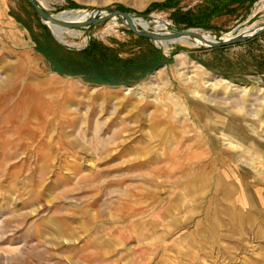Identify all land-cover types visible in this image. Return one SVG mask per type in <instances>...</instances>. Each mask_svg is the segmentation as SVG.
I'll return each instance as SVG.
<instances>
[{
    "label": "rangeland",
    "instance_id": "obj_1",
    "mask_svg": "<svg viewBox=\"0 0 264 264\" xmlns=\"http://www.w3.org/2000/svg\"><path fill=\"white\" fill-rule=\"evenodd\" d=\"M41 1L54 15L114 7L168 32L188 29L176 7L204 2ZM0 19V264H264V36L168 43L138 80L98 83L60 73L54 53L119 48V18L62 39L26 0H0ZM210 23L190 28L220 39L257 27L264 0Z\"/></svg>",
    "mask_w": 264,
    "mask_h": 264
},
{
    "label": "trees",
    "instance_id": "obj_2",
    "mask_svg": "<svg viewBox=\"0 0 264 264\" xmlns=\"http://www.w3.org/2000/svg\"><path fill=\"white\" fill-rule=\"evenodd\" d=\"M254 0H204L194 8L182 10L176 7L171 15L174 21L185 28L200 27L210 28L211 20L224 14H232L237 8L247 10ZM26 2L33 9L31 4ZM69 4L73 2L68 1ZM179 0H168L161 4H154L156 8H174ZM36 14L35 10L33 9ZM37 15V14H36ZM130 41L128 43H119V48L109 47L96 40H91L89 44L80 51H68L64 47L57 46L54 58L60 67H57L60 73H69L81 75L84 79L91 82H118L119 80H138L143 74L151 68L161 63L167 57L161 48L154 46L153 41L148 38L135 36L131 31ZM264 33L255 36L246 41L250 43L263 37ZM138 47L137 51L133 48ZM226 47L214 48L222 50ZM130 50L131 55L122 58L119 52ZM213 49V50H214ZM258 66L264 68V59H260ZM264 70V69H263ZM109 74V75H108Z\"/></svg>",
    "mask_w": 264,
    "mask_h": 264
},
{
    "label": "water",
    "instance_id": "obj_3",
    "mask_svg": "<svg viewBox=\"0 0 264 264\" xmlns=\"http://www.w3.org/2000/svg\"><path fill=\"white\" fill-rule=\"evenodd\" d=\"M33 9L35 10L37 16L43 23H55L59 25L62 29H74L87 27L95 25L98 23L105 22L107 20L120 19L125 27L133 32L136 36H141L148 38L152 41L167 42L172 41L178 37L187 36L204 43L202 47L204 48H219L234 45L237 43H242L247 40L254 38L262 33H264V23L253 28L250 31H238L236 34L220 39H206L202 34H200L194 28L188 29H172L168 33H161L155 30H149L144 28L142 25H136L134 23V17L130 12L121 11L114 7H104V8H94L90 11L89 15L80 20H66L59 19L54 16V14L48 12L38 0H27Z\"/></svg>",
    "mask_w": 264,
    "mask_h": 264
},
{
    "label": "bare ground",
    "instance_id": "obj_4",
    "mask_svg": "<svg viewBox=\"0 0 264 264\" xmlns=\"http://www.w3.org/2000/svg\"><path fill=\"white\" fill-rule=\"evenodd\" d=\"M39 3L44 6L43 2L41 0H38ZM90 12H85V11H64L61 12L57 15H54L55 17L59 18V19H66V20H80L83 17L89 15ZM115 20V19H114ZM134 23L136 25H142L144 28L148 29V25H149V21L145 20L142 17L139 18H134ZM47 25L49 26V29L51 30V32L53 33V35L58 38V39H62L63 38V33H64V29H62L59 25L55 24V23H47ZM255 25H251V26H246L243 29H241L240 31H250L253 28H255ZM156 30L157 32H161V33H168V31L166 30V23H162L160 21H157L156 24ZM204 38L206 39H214L212 36H209L208 34H203ZM229 36V35H228ZM222 38H226L225 36ZM157 42V41H156ZM173 42H184L187 43L186 45H191V46H195V45H204L203 42L198 41L196 39H193L191 37H187V36H182V37H178V39H173L172 41H167V42H161V46L160 48H167V44L168 43H173ZM165 51V50H164ZM126 91V90H125ZM163 116V115H162ZM177 121V120H176ZM179 122V121H178ZM160 123V121H159ZM164 130V129H163ZM164 132V131H163ZM161 133V132H160ZM165 133V132H164ZM159 134V133H158ZM157 134V135H158ZM172 134V133H171ZM161 136V135H160ZM113 137V136H112ZM170 139V138H169ZM195 139V138H194ZM172 140V139H171ZM198 140V139H197ZM168 142V141H166ZM172 142V141H171ZM198 143V142H197ZM173 145V144H172ZM104 146V145H103ZM167 147V146H166ZM172 147V146H171ZM184 147V146H183ZM175 157V156H174ZM161 158V157H160ZM204 159V158H203ZM201 160V159H200ZM214 160V159H213ZM200 164V163H199ZM212 165V164H211ZM186 167V166H185ZM189 167V166H188ZM187 167V168H188ZM192 168V167H191ZM210 170V169H209ZM201 172V171H200ZM208 172V171H207ZM203 173V172H202ZM186 174V173H185ZM206 174V173H205ZM210 175V174H209ZM208 175V176H209ZM164 176V175H163ZM162 176V177H163ZM187 176V175H186ZM154 177V176H153ZM159 177V176H158ZM199 177V176H198ZM184 178V177H183ZM182 178V179H183ZM185 180V179H184ZM191 182V181H190ZM188 183V182H187ZM186 183V184H187ZM203 183V182H202ZM179 184V183H178ZM185 185V184H184ZM189 186V185H188ZM186 188V187H185ZM200 188V187H199ZM202 188V187H201ZM134 189V188H133ZM183 189V188H182ZM205 189V188H204ZM143 190V189H142ZM186 191V190H185ZM186 193V192H185ZM126 194V193H125ZM123 196V195H122ZM133 197V196H132ZM132 197L130 200H132ZM137 197V196H136ZM133 201V200H132ZM119 203V202H118ZM143 237V236H141ZM140 239V238H139ZM189 257V256H188ZM196 259V257H195ZM195 261V260H194Z\"/></svg>",
    "mask_w": 264,
    "mask_h": 264
},
{
    "label": "crops",
    "instance_id": "obj_5",
    "mask_svg": "<svg viewBox=\"0 0 264 264\" xmlns=\"http://www.w3.org/2000/svg\"><path fill=\"white\" fill-rule=\"evenodd\" d=\"M1 20V19H0ZM1 22V21H0ZM2 27V26H1ZM16 44L17 45H25L27 44V41H26V37H24L22 35V37H17L16 39ZM15 45V44H14ZM255 187V186H254ZM254 202H256V205H258L259 207H262L264 208V194H259L258 192L255 194L254 193Z\"/></svg>",
    "mask_w": 264,
    "mask_h": 264
}]
</instances>
